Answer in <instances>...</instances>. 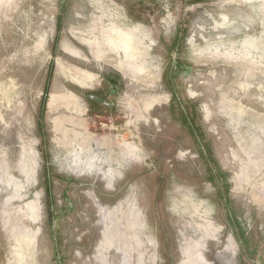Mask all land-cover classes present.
I'll use <instances>...</instances> for the list:
<instances>
[{
	"label": "rangeland",
	"instance_id": "374dc122",
	"mask_svg": "<svg viewBox=\"0 0 264 264\" xmlns=\"http://www.w3.org/2000/svg\"><path fill=\"white\" fill-rule=\"evenodd\" d=\"M0 264H264V0H0Z\"/></svg>",
	"mask_w": 264,
	"mask_h": 264
},
{
	"label": "bare ground",
	"instance_id": "6f19581e",
	"mask_svg": "<svg viewBox=\"0 0 264 264\" xmlns=\"http://www.w3.org/2000/svg\"><path fill=\"white\" fill-rule=\"evenodd\" d=\"M12 107V106H11ZM10 126H13V123H10ZM107 241V240H106Z\"/></svg>",
	"mask_w": 264,
	"mask_h": 264
}]
</instances>
